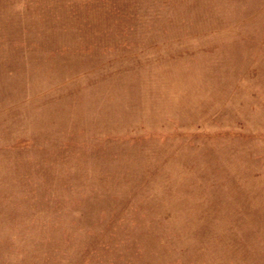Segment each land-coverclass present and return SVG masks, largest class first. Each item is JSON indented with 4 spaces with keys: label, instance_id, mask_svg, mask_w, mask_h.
<instances>
[{
    "label": "rangeland",
    "instance_id": "374dc122",
    "mask_svg": "<svg viewBox=\"0 0 264 264\" xmlns=\"http://www.w3.org/2000/svg\"><path fill=\"white\" fill-rule=\"evenodd\" d=\"M0 264H264V0H0Z\"/></svg>",
    "mask_w": 264,
    "mask_h": 264
}]
</instances>
